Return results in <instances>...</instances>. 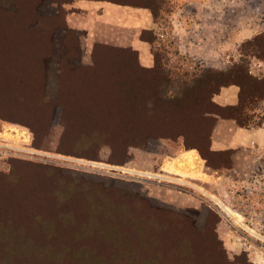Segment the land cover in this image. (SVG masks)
Wrapping results in <instances>:
<instances>
[{"label":"trees","instance_id":"trees-1","mask_svg":"<svg viewBox=\"0 0 264 264\" xmlns=\"http://www.w3.org/2000/svg\"><path fill=\"white\" fill-rule=\"evenodd\" d=\"M51 1L54 16L46 0L0 7L1 118L28 124L39 138L49 136L61 118V150L97 157L109 144L121 161L130 146L183 138L186 149L197 148L211 166L230 163L229 151L211 149L218 115L242 126L260 122L254 111L264 99V70L254 74L251 58L264 60L263 43H243L251 52L248 59L215 66L185 54L179 60L160 55L158 34L145 30L152 66L143 65L133 48L98 43L106 48L97 50L105 57V73L95 76L97 68L92 72L71 59L80 53L78 43H65L76 33L67 23L66 6L76 0ZM109 1L148 7L157 21L163 4ZM58 32L59 45L51 41ZM59 53L69 65L65 78L71 87L47 96V63ZM58 65L63 73L62 59ZM230 84L241 87L240 103L221 106L214 96ZM25 171L0 176V264H252L242 255L230 258L209 224L197 225L179 211L159 219L136 187L80 176L48 181L40 169Z\"/></svg>","mask_w":264,"mask_h":264},{"label":"rangeland","instance_id":"rangeland-1","mask_svg":"<svg viewBox=\"0 0 264 264\" xmlns=\"http://www.w3.org/2000/svg\"><path fill=\"white\" fill-rule=\"evenodd\" d=\"M77 2L78 0L66 6L67 23L76 33L69 34L65 43H78L80 53L77 58L73 56L71 59L75 65L86 66L92 72L97 68L96 76L105 73V57L97 50L106 48H97L101 46L98 43L102 42H86L82 32L70 26L68 16L78 11ZM46 3L50 6L47 8L48 14L54 16L51 12L54 9L51 7L55 8L56 4L51 0H46ZM0 7L12 10L15 7L14 0H0ZM161 8L158 20L162 22L165 34L161 35L156 43L160 52L157 51L162 56L174 60L182 59L184 55L180 52L179 44L190 39L196 41L198 38L201 43L208 45L206 50L214 48L210 49L209 54L215 59L209 61L188 55L190 60L218 66L236 62L245 56L248 59L251 52L242 46L243 43L264 45V0H163ZM177 10H182V14L177 18L181 19L182 16L185 20L183 34L177 29L173 32L175 16L171 12ZM58 33L55 40L51 36V41L57 45L63 43L60 32ZM177 50L181 54L176 53ZM61 59L63 73L58 72ZM68 66L60 53L55 55L53 62L47 63L48 78L44 92L47 96L55 97L59 90H70L71 86L65 78L68 76L65 67ZM253 67L256 70L259 68L258 65ZM59 119L53 123L49 136L39 138L28 124L0 117V176L5 177L14 172L25 173L26 169L33 174L35 170L40 169L48 181L80 176L101 185L136 187L139 195L150 202V210L159 219L165 220L169 212L179 211L197 225L201 224L205 228L209 224L223 241L230 258L242 255L245 260L248 258L252 264H257L248 247L250 244L259 246L256 240L264 243V238L257 237L229 216H224L228 215L230 209L214 200L212 183L181 173L187 171L178 170V175L165 170L166 162L186 149L183 138L157 139L155 144L146 147L130 146L122 161L117 160L109 144L101 146L97 157H88L61 150L59 144L65 125L64 120ZM13 126L26 133L17 135L10 129ZM224 157L228 159L229 154ZM259 226L264 229V224Z\"/></svg>","mask_w":264,"mask_h":264},{"label":"crops","instance_id":"crops-1","mask_svg":"<svg viewBox=\"0 0 264 264\" xmlns=\"http://www.w3.org/2000/svg\"><path fill=\"white\" fill-rule=\"evenodd\" d=\"M77 3L78 11L69 14L68 22L71 27L82 32L86 42L98 41L118 47H130L137 50L143 65L154 64L152 44L142 37V33L153 30L160 37L165 32L162 22L155 19L150 8L109 0H78ZM179 11L171 12L175 16L172 28L173 32L177 29L183 34L185 20L182 16L181 19L177 18L182 14V10ZM179 47L182 54L193 58L209 61L215 59L209 54L212 47L206 50L208 45L201 43L198 38L196 41H185ZM251 60V71L254 74H257V70L253 65L264 70V60ZM240 96L241 87L230 84L223 86L214 99L221 106H236L240 103ZM254 114L260 122L255 121L250 126H242L231 117L217 116L211 135V149L215 152L229 151V164L211 166L197 148H189L168 160L164 168L179 175V171L172 169L175 160H181L191 152L197 154L199 160L194 163L197 169L181 173L212 183L214 200L230 209L228 215L224 216H229L245 230L263 239L264 229L259 225L264 224V99L260 100ZM256 241L259 246L250 244L248 248L254 262L264 264V243Z\"/></svg>","mask_w":264,"mask_h":264},{"label":"bare ground","instance_id":"bare-ground-1","mask_svg":"<svg viewBox=\"0 0 264 264\" xmlns=\"http://www.w3.org/2000/svg\"><path fill=\"white\" fill-rule=\"evenodd\" d=\"M10 129L12 132H16L17 135H22V134L26 133V131H21L20 128H18L16 126H13ZM186 158L188 160H186ZM198 160H199V158H198L197 154H195L194 152H191L188 156H186V157L184 156L181 160L178 159L174 165V169H177V171L179 170V171H191L192 172L193 170L197 169V165L194 163H195V161H198Z\"/></svg>","mask_w":264,"mask_h":264}]
</instances>
